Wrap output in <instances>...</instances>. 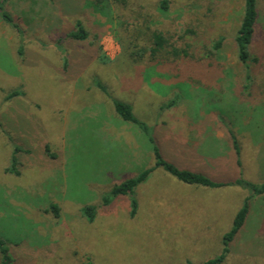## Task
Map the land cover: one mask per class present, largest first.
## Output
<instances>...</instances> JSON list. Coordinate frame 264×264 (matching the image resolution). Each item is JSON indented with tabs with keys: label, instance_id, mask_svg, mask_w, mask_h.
<instances>
[{
	"label": "rangeland",
	"instance_id": "374dc122",
	"mask_svg": "<svg viewBox=\"0 0 264 264\" xmlns=\"http://www.w3.org/2000/svg\"><path fill=\"white\" fill-rule=\"evenodd\" d=\"M94 1L0 0V238L15 264H202L221 255L223 236L252 195L237 182H264V0L252 92L243 89L234 42L244 0H171L166 17L153 0L142 19L119 7L103 15ZM78 21L85 41L67 38ZM156 30L177 48L188 45L198 66L165 52L160 64L149 54L136 63L131 54L151 47ZM221 38L222 51L203 61ZM113 99L133 106L166 160L228 185L190 186L158 168L135 191V216L128 196L105 205L112 187L155 167L148 141L117 116ZM188 108L205 113L191 121L196 128L186 127ZM220 139L222 156L209 155L207 143ZM15 147L22 148L19 175L9 172ZM88 205L96 207L93 222L82 214ZM251 205L250 226L222 264H264V222L251 226L264 212V195Z\"/></svg>",
	"mask_w": 264,
	"mask_h": 264
},
{
	"label": "trees",
	"instance_id": "16d2710c",
	"mask_svg": "<svg viewBox=\"0 0 264 264\" xmlns=\"http://www.w3.org/2000/svg\"><path fill=\"white\" fill-rule=\"evenodd\" d=\"M152 1L153 0H95L94 2H92V7L96 10V12H100L101 14L107 16H114V8L116 7H119L121 8V10L125 11L128 9L131 12H135L137 10L138 17L142 19L143 17H145L143 13L147 10L148 3ZM154 1L156 2V8L158 13H160L164 17L168 16L172 9V1ZM259 4L260 0H244V10L240 27L234 38L238 60L246 74L243 89L245 91L251 92L254 88L253 79L251 76L252 66L254 64H259L260 62L259 57L253 56V45L256 36V26L260 18ZM2 17L5 21L8 22L12 20V17L7 12H4L2 14ZM147 21L148 20L144 19L145 23H147ZM187 32L191 33L192 31ZM88 36L89 34L84 28L83 23L81 21H78L76 29L68 33L67 38L73 41H85ZM181 39H184V37H182ZM151 40V47L139 49L131 54V58L134 59L136 63H140L146 57V55L149 54L152 61H157V64H160L158 58L165 52L168 56L173 58L176 63L180 62L182 59L185 60V58H190L192 61H194L193 63L198 66L197 61L199 60H195V58H197L195 54H189L188 45L187 49L177 48L176 45L170 43L171 39L166 38L164 33L158 30L153 31L151 35ZM223 45L224 39L222 38L214 42L212 44V49L207 53V56L202 57L203 61L205 59L214 60L216 55H218L219 52L222 51ZM169 62H162L163 68L168 69V66L171 67V63ZM214 67L215 66L213 63L211 64V66L208 67V69L211 68L214 71L217 70V68L215 69ZM99 88L106 93L105 87L99 85ZM15 95L16 94H13L12 96ZM112 104L114 112L117 114V116H119L120 119H122L123 122H125L126 124L133 125L146 138L154 155L155 167H153L152 169H145L136 176L128 178L120 184L112 187L109 193L103 196V201L105 205L113 203V201H115L119 197L128 196L130 197L131 215L135 216L139 208V203L136 199L135 191L140 185L144 184L148 180L149 176L154 171V169L158 168L163 169L165 172L170 174L180 183L190 186L218 189L228 185L226 183L213 181L211 178L201 173L181 169L175 164L166 160L156 142L155 136L153 135L151 128L148 126V124L143 121H140L135 116L133 112V106L130 103L116 99H113ZM172 106L173 101L168 105L166 104L164 108H170ZM230 135L233 141V147L236 151V154L238 157H240L241 152L238 146L237 138L234 132L230 131ZM21 152L22 148L15 147L14 155L12 157V168L9 169V172H12L17 175H19L17 169L19 165L18 155ZM237 183L239 185L248 187L251 190L252 195L244 200L242 206L235 215L231 229L223 236V251L221 255L209 259L202 264H222L224 262L227 255L230 253L231 244L234 242L239 232L245 226L248 215L250 213L252 198L264 195V182L261 184H254L239 180ZM51 210L57 217L59 216L60 208L58 205H52ZM82 214L89 222H93L96 218V207L88 205L82 209ZM0 264H15V259L12 254L11 246L7 240H4L2 238H0Z\"/></svg>",
	"mask_w": 264,
	"mask_h": 264
},
{
	"label": "crops",
	"instance_id": "0c3cea01",
	"mask_svg": "<svg viewBox=\"0 0 264 264\" xmlns=\"http://www.w3.org/2000/svg\"><path fill=\"white\" fill-rule=\"evenodd\" d=\"M204 115H205V113H201V111L199 112V114L198 115H195V113H191L190 112V108H188V109H186V111H185V124H186V127H189L190 129H192V128H196L197 127V125L194 123V122H192L191 123V121L192 120H195V119H204L203 117H204ZM125 123V122H124ZM138 131V130H137ZM233 132H234V130H232ZM139 132V131H138ZM140 133V132H139ZM141 134V133H140ZM235 134V133H234ZM236 135V134H235ZM238 140V139H237ZM208 145H210V146H212L213 148H214V151H212V152H210V153H208L209 155L210 154H216L217 152H219V156L221 157L222 156V154H221V151H222V149H221V147H222V143H221V139L220 140H217V141H209V143H207ZM152 152V151H151ZM207 153V152H206ZM235 154H236V151H235ZM236 156H237V154H236ZM222 165L223 164H220V165H217L218 166V168H217V170H219V171H221L220 173H221V175H222V170H223V167H222ZM237 167V166H236ZM198 171V170H197ZM197 173H201V174H203V175H206V176H208L207 174H206V172H203L202 170L201 171H198ZM219 173V174H220ZM209 177V176H208ZM209 178H211V177H209ZM213 181H216V182H227L226 180H223V179H213V178H211ZM263 196V195H262ZM262 196H256V197H254V198H252V200H257V198H259V197H262ZM252 200H251V202H252ZM254 205H251V209H250V213H249V215H248V218H247V221H246V223H245V225H247L245 228H249V224H250V221H251V219H252V217H253V215H254V213H253V207ZM262 210H264V208H261ZM237 212H238V210H237ZM236 212V213H237ZM236 215V214H235ZM234 218H235V216H234ZM258 218H260L257 222H256V225H251V226H257V228H258V226H262V224H263V222H264V212L262 213V214H259V217ZM234 220V219H233ZM244 227H243V229H244ZM242 229V230H243ZM241 230V231H242Z\"/></svg>",
	"mask_w": 264,
	"mask_h": 264
}]
</instances>
